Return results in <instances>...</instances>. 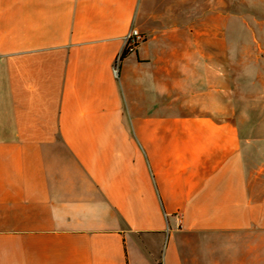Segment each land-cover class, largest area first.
I'll return each mask as SVG.
<instances>
[{
    "label": "crops",
    "instance_id": "crops-1",
    "mask_svg": "<svg viewBox=\"0 0 264 264\" xmlns=\"http://www.w3.org/2000/svg\"><path fill=\"white\" fill-rule=\"evenodd\" d=\"M187 1L0 0V264H264V146Z\"/></svg>",
    "mask_w": 264,
    "mask_h": 264
},
{
    "label": "rangeland",
    "instance_id": "rangeland-1",
    "mask_svg": "<svg viewBox=\"0 0 264 264\" xmlns=\"http://www.w3.org/2000/svg\"><path fill=\"white\" fill-rule=\"evenodd\" d=\"M187 2L193 19L208 17L207 31L198 29L196 38L209 47L210 63L224 65L219 86L231 97L230 123L239 129L242 144L264 146V0Z\"/></svg>",
    "mask_w": 264,
    "mask_h": 264
},
{
    "label": "built area",
    "instance_id": "built-area-1",
    "mask_svg": "<svg viewBox=\"0 0 264 264\" xmlns=\"http://www.w3.org/2000/svg\"><path fill=\"white\" fill-rule=\"evenodd\" d=\"M146 38L138 33L136 30H131L129 34L124 38V47L122 53L116 58L112 73L115 78L118 76L119 64L122 60V54L126 53L127 55L134 54L139 46L145 42Z\"/></svg>",
    "mask_w": 264,
    "mask_h": 264
},
{
    "label": "trees",
    "instance_id": "trees-1",
    "mask_svg": "<svg viewBox=\"0 0 264 264\" xmlns=\"http://www.w3.org/2000/svg\"><path fill=\"white\" fill-rule=\"evenodd\" d=\"M126 55H127L126 53H123V54H122V57H126Z\"/></svg>",
    "mask_w": 264,
    "mask_h": 264
}]
</instances>
